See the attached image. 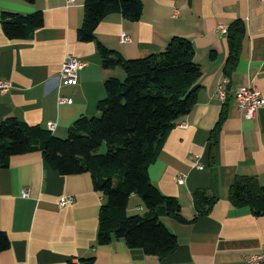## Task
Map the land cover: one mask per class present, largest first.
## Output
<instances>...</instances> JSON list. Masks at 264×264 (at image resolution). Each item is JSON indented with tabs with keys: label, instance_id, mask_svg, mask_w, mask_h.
Listing matches in <instances>:
<instances>
[{
	"label": "crops",
	"instance_id": "0c3cea01",
	"mask_svg": "<svg viewBox=\"0 0 264 264\" xmlns=\"http://www.w3.org/2000/svg\"><path fill=\"white\" fill-rule=\"evenodd\" d=\"M82 4L83 0H0V18L4 13L37 12L42 17L41 27L22 40L7 39L0 25V80L9 83V89L0 92V123L12 117L47 130L52 125L51 134L63 139L78 117L96 115L97 102L104 97V79L122 78L120 68L101 67L95 41L77 40ZM234 20L242 22L244 35L238 59L226 77L228 44L217 28L226 29ZM121 34L127 42H119ZM94 37L126 60L158 53L173 37L191 43L200 70L195 104L167 133L147 168L149 181L162 195L175 198L181 216L190 222L162 219L177 243L162 260L129 249L120 240L96 245L103 199L93 190L90 176H61L45 166L39 153L14 156L0 169V232L9 242L0 253V264H245L244 258L258 253L264 244V215L231 206L227 194L237 176L253 177L264 185V4L143 0L137 21L108 14L96 26ZM67 56L84 66L74 84L63 85L58 74ZM223 77L229 84L222 103L216 85ZM246 86H254L263 101L252 119L244 118L231 96L233 89ZM58 97L69 104H57ZM195 191L217 200L206 215L192 220ZM60 199L71 203L58 206ZM138 204L131 197L127 214L142 209L135 207Z\"/></svg>",
	"mask_w": 264,
	"mask_h": 264
},
{
	"label": "trees",
	"instance_id": "16d2710c",
	"mask_svg": "<svg viewBox=\"0 0 264 264\" xmlns=\"http://www.w3.org/2000/svg\"><path fill=\"white\" fill-rule=\"evenodd\" d=\"M142 1L83 0L77 40L95 41L101 67L120 68L123 77L104 79V97L97 102L96 115L78 117L63 139L38 125H28L12 117L1 121L0 169L7 167L11 157L39 153L45 166L61 176L88 174L93 190L103 199L96 245L120 240L129 249H139L146 256L162 260L177 245L162 219L190 221L181 216L175 198L162 195L149 181L147 168L157 158L167 133L194 106L200 70L193 61V47L185 38L173 37L162 51L132 60L124 59L95 40L94 30L106 15L117 13L135 22L141 16ZM0 25L7 39L22 40L41 27L42 17L40 12L4 13ZM243 35L240 20L232 21L226 28V77L238 59ZM222 118L221 115L215 129ZM213 146L214 138H211L209 160ZM131 197L139 202L135 207L143 209L141 215L127 214ZM216 200L214 195L195 191L192 220L206 215ZM227 200L233 207H247L255 216L264 215V185H259L253 177L237 176L229 186ZM8 247L6 235L0 232V253Z\"/></svg>",
	"mask_w": 264,
	"mask_h": 264
},
{
	"label": "built area",
	"instance_id": "2783aa9c",
	"mask_svg": "<svg viewBox=\"0 0 264 264\" xmlns=\"http://www.w3.org/2000/svg\"><path fill=\"white\" fill-rule=\"evenodd\" d=\"M264 4V0H259ZM67 3H71L72 0H66ZM174 17V16H173ZM217 31L221 35H225L226 29L222 26H218ZM128 38L121 34L119 36V42L125 43ZM84 64L79 60L67 56L61 64V69L58 74V80L63 85H70L76 82V76L79 70L82 69ZM229 80L223 77L216 85V97L220 102H224L227 97V88ZM9 89V83L5 80H0V92H5ZM232 98L237 104L239 111L243 113L245 119H252L258 112V110L263 106V101L260 98L259 92L254 86L238 87L232 90ZM69 100L63 97L57 98V104H69ZM52 125L48 126V130H52ZM198 168V167H197ZM177 182L181 183L180 178ZM22 197L27 196V192H22ZM69 199H60L58 201V206H64L70 204ZM245 264H264V244H262L260 251L255 254L247 255L244 258Z\"/></svg>",
	"mask_w": 264,
	"mask_h": 264
},
{
	"label": "rangeland",
	"instance_id": "374dc122",
	"mask_svg": "<svg viewBox=\"0 0 264 264\" xmlns=\"http://www.w3.org/2000/svg\"><path fill=\"white\" fill-rule=\"evenodd\" d=\"M123 77V76H122ZM102 150H104V148H102ZM133 202V201H132ZM133 203H135V201L133 202ZM135 211V213L137 214V215H141L142 213H143V210L142 209H137V210H134Z\"/></svg>",
	"mask_w": 264,
	"mask_h": 264
}]
</instances>
